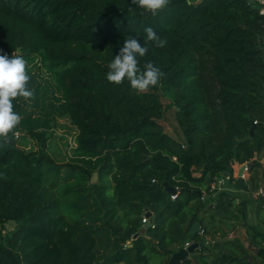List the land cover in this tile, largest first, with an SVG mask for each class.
Listing matches in <instances>:
<instances>
[{
	"label": "trees",
	"instance_id": "1",
	"mask_svg": "<svg viewBox=\"0 0 264 264\" xmlns=\"http://www.w3.org/2000/svg\"><path fill=\"white\" fill-rule=\"evenodd\" d=\"M149 27L167 40L163 48L150 43L139 60L161 70L158 85L138 92L126 80L109 82L107 64L124 40L143 44ZM17 53L43 61L77 128V153L99 159L90 196L101 216L87 224L85 209H65L66 194H58L63 185L81 193L92 171L24 152L10 142L14 128L0 140V264H103L99 239L113 240L109 264L122 263L128 250L139 264H168L188 242L204 246L182 264H264V232L248 225V202L220 194L212 206L203 194L233 164L264 152V16L255 4L169 0L153 15L132 0H0V54ZM27 73L28 102L41 110V91ZM161 87L174 92L183 141L160 123ZM22 99L13 101L19 115ZM257 169L264 182V162L250 167ZM9 222L17 226L3 239ZM195 224L201 231L192 235ZM238 225L254 253L228 238Z\"/></svg>",
	"mask_w": 264,
	"mask_h": 264
},
{
	"label": "rangeland",
	"instance_id": "2",
	"mask_svg": "<svg viewBox=\"0 0 264 264\" xmlns=\"http://www.w3.org/2000/svg\"><path fill=\"white\" fill-rule=\"evenodd\" d=\"M191 1L195 4H199L202 0ZM16 55L23 56L26 60V71L30 70L32 72L36 79L38 89L42 94L41 110L34 109L28 100L22 99L21 103L23 109L20 115L21 120L15 127V135L13 138L16 146L24 152L33 153L36 156L40 152L46 153L57 163L82 165L92 171L93 177L95 173H98L97 170L101 163L98 158L85 157L77 153L76 137L78 131L66 112L64 94L53 74L46 69L41 59H27L22 53H17ZM159 96L163 107V116L160 123L164 131L177 141H183V135L176 122V113L178 109L175 103L173 90L167 87H161ZM31 132L41 134V139L36 138ZM258 160L261 163L264 162V152L257 155L256 161ZM259 176L260 169L250 171L248 181L238 185L235 183L236 179L233 177V169L231 168V172L222 173L219 178L214 180H221L222 178L226 180V184L223 187L220 182H217L215 194H210L211 186L214 182L211 183L208 189H206V187L203 188V194H205L204 200H210L211 205L215 206L220 194H228L225 189H223L224 187H231L235 190L236 193L230 194H240L238 196L230 195L236 199L238 198L244 201L241 195L245 194L247 197L246 202L249 204L247 223L249 226H257L264 232V226L262 225L264 221V182H261ZM92 177L86 189L81 191V193L80 191L78 192L79 189L77 186L68 188L63 185L58 190L59 195L66 194L65 199H62V204L65 209H77L79 207L85 209L83 217L87 224L96 223L100 215L97 203L94 202L93 198L90 196L92 194L91 186L99 182V174L94 182L91 180ZM239 200H235V202L239 203ZM215 225L219 226V222H216ZM16 226V222L7 223L2 230L3 239L10 237ZM228 234L229 239L238 237L245 242L246 246L250 247L246 234V227L238 225L234 229L229 230ZM131 244L132 242H128L125 248L131 246ZM251 251L253 253L255 252L252 248ZM98 252L100 262L109 264L115 253L113 240L99 239ZM134 256L135 253L128 250L123 262L120 264H139L136 262ZM151 264L155 263L151 262Z\"/></svg>",
	"mask_w": 264,
	"mask_h": 264
},
{
	"label": "clouds",
	"instance_id": "3",
	"mask_svg": "<svg viewBox=\"0 0 264 264\" xmlns=\"http://www.w3.org/2000/svg\"><path fill=\"white\" fill-rule=\"evenodd\" d=\"M132 3L156 15L168 5L169 0H132ZM144 31L143 44L136 37L129 36L107 64L106 79L109 82L119 85L126 80L131 89L138 92L148 91L158 85L163 76L161 70L152 62L141 67L139 60L147 54L150 43L163 48L167 40L160 38L150 27ZM26 64L23 56L0 54V140L6 138L20 123L21 116L14 110L13 101L17 98L30 100L34 96Z\"/></svg>",
	"mask_w": 264,
	"mask_h": 264
},
{
	"label": "water",
	"instance_id": "4",
	"mask_svg": "<svg viewBox=\"0 0 264 264\" xmlns=\"http://www.w3.org/2000/svg\"><path fill=\"white\" fill-rule=\"evenodd\" d=\"M11 144H14L15 141L13 139L10 140ZM257 158V156H256ZM256 158L254 159L253 162H250L247 165V167H252L255 162H256ZM244 167L243 166L241 168V171H240V174H242V172L244 171ZM98 178V173H95L92 177V182H94L96 179ZM168 190L171 192V194H175L176 191L174 189H171V188H168ZM146 217L149 219V223L146 224L145 226V230H148L152 227L153 225V219H152V214L149 212V210H146ZM201 231V227L199 224H195L194 228L192 229L191 231V234L194 235L196 233H199ZM142 233H140L139 235H142ZM138 235V236H139ZM136 236V238L138 237ZM199 246H203V243H195L193 244L192 246H190L187 250L186 249H181L179 252H177L176 254H174L171 259L169 260L168 264H182L186 259L187 257L196 249L198 248Z\"/></svg>",
	"mask_w": 264,
	"mask_h": 264
},
{
	"label": "built area",
	"instance_id": "5",
	"mask_svg": "<svg viewBox=\"0 0 264 264\" xmlns=\"http://www.w3.org/2000/svg\"><path fill=\"white\" fill-rule=\"evenodd\" d=\"M250 1V3L251 4H255L256 6H257V8H259V10H260V14L262 15V16H264V0H249ZM258 124V122L257 121H255L254 122V125L256 126ZM243 166H245L244 167V171L242 172V174H240L239 175V179L240 180H242L243 182H246V181H248V179H249V173H250V168L249 167H247V165H242V166H240V169L243 167ZM220 179H217L216 181H214V183L212 184V186H211V190H210V194H215V192H216V189H217V182H220V184H221V186L223 187V186H225V184H226V180L225 179H221L220 181H219ZM220 186V187H221ZM219 187V188H220ZM219 190V189H218ZM176 198H177V194L175 193V194H173L172 195V200H176ZM149 223V219L146 217V213H144V216H143V224L144 225H146V224H148ZM190 246H192V244L191 243H186L184 246H183V248L182 249H188Z\"/></svg>",
	"mask_w": 264,
	"mask_h": 264
},
{
	"label": "crops",
	"instance_id": "6",
	"mask_svg": "<svg viewBox=\"0 0 264 264\" xmlns=\"http://www.w3.org/2000/svg\"><path fill=\"white\" fill-rule=\"evenodd\" d=\"M232 169H233V177H235V179H236V182L235 183H237L238 185L243 184L244 182L238 178L239 175H240V171H241L240 166L237 165V164H233L232 165ZM223 189H225V191L229 195H234V196L240 195V194H230V193H236L235 190H233L231 187H227V188L224 187ZM241 197L244 199V201H247V197L245 196V194H242ZM188 243H190V242H188Z\"/></svg>",
	"mask_w": 264,
	"mask_h": 264
}]
</instances>
